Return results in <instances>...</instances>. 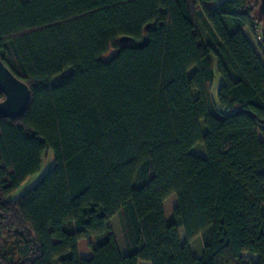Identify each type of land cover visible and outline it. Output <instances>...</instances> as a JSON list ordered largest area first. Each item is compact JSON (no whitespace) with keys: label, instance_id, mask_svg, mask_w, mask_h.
Instances as JSON below:
<instances>
[{"label":"trees","instance_id":"16d2710c","mask_svg":"<svg viewBox=\"0 0 264 264\" xmlns=\"http://www.w3.org/2000/svg\"><path fill=\"white\" fill-rule=\"evenodd\" d=\"M259 3L0 0V60L30 91L0 118V264H264Z\"/></svg>","mask_w":264,"mask_h":264},{"label":"rangeland","instance_id":"374dc122","mask_svg":"<svg viewBox=\"0 0 264 264\" xmlns=\"http://www.w3.org/2000/svg\"><path fill=\"white\" fill-rule=\"evenodd\" d=\"M223 1V0H220V2ZM255 16L257 19L260 20L259 16H258V13H257V10H256V13H255ZM264 27V21L261 19L260 20V24L259 26H257L254 30V34L251 33L249 30H245V36L247 37L249 43L251 45H253V47L256 49L257 51V54L260 58V61L262 62L263 66H264V50L262 48V45H260V29ZM111 55V53L109 54ZM108 55V56H109ZM106 56V57H108ZM222 83V79L216 75V78H215V81H214V84H213V87L211 89V97L213 100H216V93L218 91V88L220 86V84ZM202 125V124H201ZM202 132L205 133L206 132V129L204 126H202ZM260 139L262 141H264V134H260ZM191 153L193 155H197L199 157H203L205 155V152H204V148L202 145L198 144L196 145ZM53 156H52V153H49L48 156H46L43 164H42V168L40 170V172L32 177H30L17 191L16 193H14L12 195V198H18L23 192L29 190L30 188H32L39 180L40 178L47 172L49 171V169L51 168V165L53 164ZM176 205V198L175 196H171L169 197L165 203H164V209H165V213L166 215L169 216V214H171L173 208L175 207ZM111 225H113L112 229H113V232L115 234V238L117 239V242L118 244L120 245V248L123 249V241H122V237H121V233H120V228H119V224L117 222V219L114 218V220H112L111 222ZM179 235H180V240L182 243L185 242V239H184V235H183V232L182 230L179 231ZM94 243H93V240L92 239H87L85 241H82L79 245V251H80V254H81V257H90L91 255V248L93 247ZM189 247H191V250L193 252V254L195 255H200L202 250H203V247H202V240H201V237H196L190 244H189ZM242 258L244 260H249V259H252V260H256V256H253V255H248V254H244L242 255ZM143 264V263H142Z\"/></svg>","mask_w":264,"mask_h":264},{"label":"water","instance_id":"95a60500","mask_svg":"<svg viewBox=\"0 0 264 264\" xmlns=\"http://www.w3.org/2000/svg\"><path fill=\"white\" fill-rule=\"evenodd\" d=\"M258 15L264 20V0H259ZM260 43L264 50V27L260 29ZM128 38L120 39L121 43ZM0 92L4 100L0 102V118L11 120L20 119L26 112L30 102L28 86L18 80L0 60ZM23 113V115H21Z\"/></svg>","mask_w":264,"mask_h":264},{"label":"snow or ice","instance_id":"6c2138e0","mask_svg":"<svg viewBox=\"0 0 264 264\" xmlns=\"http://www.w3.org/2000/svg\"><path fill=\"white\" fill-rule=\"evenodd\" d=\"M129 38H132V37H129ZM120 39H122L121 37H114L113 38V43H116L117 41H119ZM110 52L111 53H115L116 55H119V53L117 52V49L115 48V47H113V48H111L110 49ZM106 55H107V53H106ZM70 67H71V65H70ZM21 115H23V113H21ZM33 123H36L37 125H39V121H35V120H33L32 121ZM24 123V120L22 119L21 121H20V124L22 125ZM36 130H39V128H37Z\"/></svg>","mask_w":264,"mask_h":264},{"label":"crops","instance_id":"0c3cea01","mask_svg":"<svg viewBox=\"0 0 264 264\" xmlns=\"http://www.w3.org/2000/svg\"><path fill=\"white\" fill-rule=\"evenodd\" d=\"M21 2H26L27 0H20ZM243 33L245 34V30L243 31ZM247 38V37H246ZM248 40V39H247ZM252 47H253V45H251ZM253 49H254V51L256 52V54H257V51H256V49L253 47ZM257 56H258V54H257ZM259 57V56H258ZM260 59V58H259ZM165 203V202H164ZM163 208H164V204H163ZM164 213H165V209H164ZM165 216L166 217H169L170 216V214H169V216L168 215H166V213H165ZM115 235V234H114ZM116 239V238H115ZM116 241H117V239H116ZM118 243V242H117ZM119 245V244H118ZM119 247H120V245H119ZM121 251V250H120ZM80 256H81V254H80ZM85 257V256H84Z\"/></svg>","mask_w":264,"mask_h":264}]
</instances>
